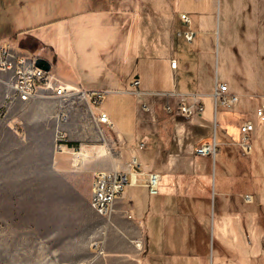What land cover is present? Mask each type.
Returning a JSON list of instances; mask_svg holds the SVG:
<instances>
[{
  "label": "rangeland",
  "instance_id": "1",
  "mask_svg": "<svg viewBox=\"0 0 264 264\" xmlns=\"http://www.w3.org/2000/svg\"><path fill=\"white\" fill-rule=\"evenodd\" d=\"M34 2L36 5L31 9L29 1L22 0L23 6L13 9L6 25L0 15V40L6 39L7 44L14 43L15 48L25 54L44 57L56 73L62 65L59 60L67 62L70 66L68 73L76 78L75 82L82 85L83 90L103 93L102 110L114 121L127 144L138 140L132 124L140 114V103L133 96L118 97L109 90L118 88L119 80L116 82L113 78L122 77L124 80L132 67L128 85L123 88L135 89L131 82L136 76L142 78V90L169 82L164 79L166 73H163L159 59L170 53L179 57L183 47L175 41L170 42L168 34L158 29L156 20L159 17L155 7L148 6L150 11L138 16L137 61L134 62V56L130 54V61L126 62L122 38L109 41L108 47L98 45L95 39L94 54L89 55L85 48L87 39L67 33L63 25L57 24L49 33L39 30L38 24L54 22L59 17L54 14L53 8L51 14L42 15L45 4L51 7L53 0ZM219 3L223 10L225 0H219ZM4 6L5 0H0V11ZM22 30L26 32L19 34ZM218 35L216 25L214 50L209 54L213 74L220 81L226 80L239 84L241 89L243 87L239 96L246 100L243 106L222 108L234 115L233 127L237 132L226 145L232 153L223 156L225 146L220 130L216 135L218 126L213 121V101L209 97L203 99L206 110L199 122L206 125L211 120L212 128L205 134L194 131V139H186L183 151L186 150L192 158L195 156L194 149L200 144L218 141L214 160L217 177L225 167L228 173L241 180L240 194L232 199L227 198L225 202V210L235 212L236 220L222 224L220 234L215 228L209 240L196 238L193 241L199 258L174 257L173 262L160 258L162 264H264V115L258 117V111L264 109V25L259 22L257 31L252 32L240 28L233 30L230 33L233 40L228 43V58L224 53L225 42L219 41ZM238 36H242L243 45L237 43ZM196 45L197 39L190 46L191 49ZM110 50L121 60L118 59V64H115L113 75L108 69L105 78L100 79L99 74L93 71L96 67L94 63L110 57ZM254 65L257 74L251 78L249 71ZM156 72L159 80L163 81L160 85L155 81L157 79L154 80ZM193 74L192 68L184 75L190 78ZM0 75L8 81L4 73ZM58 75L63 76L64 73L60 71ZM182 78L180 74L179 80L182 81ZM55 100L56 108L52 115L20 111L17 117L12 118L10 104L5 102L0 105V264H104L103 256L92 247L94 242L101 244L104 240L107 224L106 218L97 214L90 203L92 173L96 170L110 171L109 165L113 163L123 166L129 161L130 149L120 142L114 130L95 123L89 98L75 94ZM145 117L152 126L149 132L153 135L154 144L159 143L167 151H173V123L170 118L152 114ZM178 119L191 126L184 118ZM245 121H251L254 125L250 156L245 155L239 146L240 126ZM58 128L67 135L64 154L72 159V164L65 170L55 165V134ZM144 141L148 142L146 139ZM94 167L95 170L90 172L89 169ZM134 191L130 188V193ZM143 195L147 201L153 199L145 192ZM247 197H252L253 201L247 202ZM122 204L127 205L126 200ZM219 211L220 201L216 208L214 203L212 205L211 229L214 216L216 224L220 219ZM227 220L230 221V217ZM137 244L143 247L141 242ZM165 249L164 245L161 246V250Z\"/></svg>",
  "mask_w": 264,
  "mask_h": 264
},
{
  "label": "crops",
  "instance_id": "2",
  "mask_svg": "<svg viewBox=\"0 0 264 264\" xmlns=\"http://www.w3.org/2000/svg\"><path fill=\"white\" fill-rule=\"evenodd\" d=\"M21 1L5 0V6L0 11L5 25L8 23L13 9L23 6ZM27 1H29L31 9L35 7L34 0ZM53 1L54 3L51 7L45 4L42 15L51 14L50 10L53 8L54 14L59 18L54 22L38 24L40 25L38 26L39 30L49 33L50 29H53L52 27L54 26L56 27L57 24L63 25L67 33H75L80 39H87L85 41V48L89 55L94 54L95 39L98 45L108 47L109 41L113 42L122 38L124 40V61H130V54L134 56L133 61H137L139 52L137 38L140 27L138 16L141 13H148L150 11L148 6L155 7L154 10L159 17L156 20L158 29L168 34L170 42L175 41L183 47L179 57L170 53L159 59L162 71L166 73V78L164 77V79L166 81L169 80L168 83L162 84L163 81L159 80L156 72L154 80L157 79L155 81L159 85L162 84L159 87L142 90V78L136 76L131 82V85L136 87L135 89L123 88L122 86L128 85L129 74L133 67L125 75L124 80L122 77L113 78V81H119H116L117 89L109 90L111 93L118 97L133 96L136 102L139 103L141 100H144L149 104L150 111L145 113L140 107V114L136 120L134 119L132 124L138 140L132 142L130 145L127 144L126 138L112 120L118 139L121 143L125 144L127 149H130L129 160L132 153H137L143 166L141 173H138L135 178V184L129 186L127 193H125L122 199H117L114 202L113 210L110 216L106 218V232L104 240L101 241L103 249L101 255L103 256L102 261L104 264H162L163 262L160 258H166L172 262L174 261V257L195 258L198 255V251L193 245V241L196 238L209 240L210 235L215 233V228L220 234L222 233V224H225L227 221L235 222L236 213L232 212V214L230 211H226L225 202L227 198L230 197L232 199L240 194L241 180L238 176L228 173L225 167L222 168L219 178L217 177V164L214 162L217 156L216 153L214 156L207 157L197 156L194 153L195 156L191 158L187 155L186 150L183 151V145L187 142L186 139H194V131L198 134H205L209 132L208 129L210 127L212 128L210 126L213 124V122H210L211 120H208L209 122L206 125L199 122L206 110L203 99L209 97L213 101V121L215 120L218 126L216 135L220 130L222 143L225 146L223 156H228L231 152L227 149V141L237 132V129L233 127V113L223 111L222 108L225 106H222L220 103L217 106L215 105L213 94L216 81L224 84L228 83L229 92L237 96L236 104L227 109L243 106L246 104V100L242 96H239L242 95L243 87L241 89L239 84H233L226 80L220 81L219 77L213 74L211 59H209V54L214 50L213 33L217 25V29L219 28V41L223 40L225 42L224 53L228 58L230 50L228 43H231L233 40L230 35L233 30L240 28L252 32L257 31L259 22L264 25V0H225L223 10L221 9L219 0ZM233 1L236 2L233 3ZM181 14H186L189 17V24L186 25L181 20ZM186 30H190L195 34L191 42L178 35L179 32ZM25 32L22 30L19 34H24ZM54 33L56 32L54 31ZM196 39L197 45L194 49H191L190 46L194 44ZM6 42V39L0 40V47H7L14 53L25 55L31 59L36 60L39 58L35 55L18 51L14 43L7 44ZM237 43L243 45L242 36H238ZM109 52L110 57L106 60H98L94 63L96 67L93 71L99 74L100 79L105 78L104 75L108 69L113 75L115 64H118L117 61L121 60L120 56L115 55L112 50ZM106 53L108 54V50ZM41 58L44 59V57ZM173 60L177 61L176 68L171 67V61ZM59 61L62 65L58 67L57 73L52 71V64L48 61L51 64L50 72L54 77L69 87L87 93H94V91L83 90L82 85L75 82L76 78L68 73L70 70L69 64L62 60ZM226 63L229 62L226 61ZM233 63L235 64L234 60ZM108 64L110 67H108ZM192 68L194 69V74L190 78L186 77L184 74L189 73ZM60 71L64 73L63 76L58 75ZM249 73L251 78L257 74L256 65L254 67L251 66ZM180 74L183 76L182 81L179 80ZM1 76L0 105L5 102L9 103L6 100V95L12 91L10 75L6 73L3 75L8 78V81ZM136 81L139 82L137 86L135 85ZM137 91L174 94L175 97L167 100L162 97L145 96L139 99L135 95ZM186 95L196 96L197 100L203 105L204 111L201 116L187 120L178 115H167L165 113V102L168 101L172 105H176L180 97ZM56 98L51 95H45L41 98L32 99L29 102H21L18 99H14L9 103L12 118L17 117L20 111L47 112L52 115L56 108ZM123 102L122 105H124ZM220 106L221 111L219 112ZM91 112L97 114L92 104ZM148 114H152L153 116L165 115L170 118V122L173 123V132L171 134L173 137V151H167L159 143L154 144L153 135L149 132L152 126L150 127L146 122L145 116ZM178 117L184 118L191 126L181 123ZM144 138L148 142H145ZM215 139L217 141V136ZM142 142L145 143V148L138 149L139 143ZM71 161L72 159L64 153L56 152L55 165L60 170L68 169L72 164ZM127 163L123 166L119 163H113L109 165V170L129 173L130 170L127 167ZM94 170L95 167L89 169L90 172ZM97 171L99 170L92 173V181L93 175ZM149 172H157L161 175L160 190L156 195L150 194L146 186V174ZM130 188H133L135 191L130 193ZM235 189H237V192H235ZM143 192L147 193L148 197H153V199L145 200ZM89 196L91 198V191ZM123 200H126L127 205L122 204ZM218 201H220V219L216 224L217 219L214 216V226L211 229V209L213 203L214 208H216ZM214 214L216 213L214 212ZM227 217H230V221L227 220ZM137 242H141L143 247L140 248L138 247L139 245H135ZM163 245L166 248L165 251L161 250V246ZM196 258L199 257L196 256Z\"/></svg>",
  "mask_w": 264,
  "mask_h": 264
},
{
  "label": "built area",
  "instance_id": "3",
  "mask_svg": "<svg viewBox=\"0 0 264 264\" xmlns=\"http://www.w3.org/2000/svg\"><path fill=\"white\" fill-rule=\"evenodd\" d=\"M181 20L187 25L190 19L186 14L180 15ZM180 37H184L191 42L194 33L190 30L178 33ZM35 59H31L25 55L14 53L7 47H0V73L9 74L11 77V93L6 95L7 102L18 99L21 102H29L32 99L41 98L47 95L65 99L72 95L79 94L85 99L89 98L91 104L97 109V114L92 112V118L95 123L110 130H115V125L110 116L102 110L103 93H87L64 84L58 78L54 77L51 72H46L35 65ZM177 61H171V67L176 68ZM138 81L135 82L137 86ZM52 93V94H50ZM47 95V96H48ZM136 97L142 99L145 96L162 97L170 99L175 97L174 94H156L144 93L137 91ZM215 105L220 103L222 106L231 107L237 102V96L231 94L228 85L216 81L215 91L213 94ZM141 110L145 113L150 111L149 104L141 100ZM164 111L167 115H178L190 120L196 116H201L204 107L197 100L196 96H181L176 105H172L168 101L164 104ZM264 109L258 111V117L262 118ZM254 131V125L251 121H245L240 126V143L239 146L243 153L250 156L253 151L251 144V135ZM56 152L64 153L67 148V135L61 129L56 130L55 134ZM145 143H139L138 149H144ZM217 152L216 142L204 143L195 149L197 156L207 157L214 156ZM142 162L137 153H132L127 167L130 172L113 171H97L93 175L91 187V206L94 211L102 217L108 218L113 210L114 202L122 199L129 188L135 184L136 176L141 173ZM146 186L152 195L159 193L161 184V175L157 172H149L146 174ZM247 202H252V197H247ZM129 217H131L129 215ZM138 245V244H137ZM92 247L100 254L103 253L101 244L94 242Z\"/></svg>",
  "mask_w": 264,
  "mask_h": 264
},
{
  "label": "water",
  "instance_id": "4",
  "mask_svg": "<svg viewBox=\"0 0 264 264\" xmlns=\"http://www.w3.org/2000/svg\"><path fill=\"white\" fill-rule=\"evenodd\" d=\"M35 65H36V67H38V68H40L46 72L51 71V64L45 59H42V58L36 59Z\"/></svg>",
  "mask_w": 264,
  "mask_h": 264
}]
</instances>
